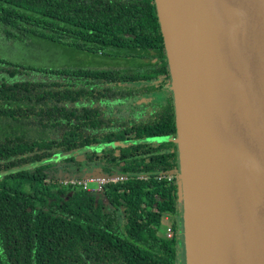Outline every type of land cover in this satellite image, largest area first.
<instances>
[{
    "label": "trees",
    "instance_id": "16d2710c",
    "mask_svg": "<svg viewBox=\"0 0 264 264\" xmlns=\"http://www.w3.org/2000/svg\"><path fill=\"white\" fill-rule=\"evenodd\" d=\"M0 34L123 66L0 57V264H181L178 111L157 0H0ZM97 168L129 179L100 194L61 183Z\"/></svg>",
    "mask_w": 264,
    "mask_h": 264
},
{
    "label": "water",
    "instance_id": "95a60500",
    "mask_svg": "<svg viewBox=\"0 0 264 264\" xmlns=\"http://www.w3.org/2000/svg\"><path fill=\"white\" fill-rule=\"evenodd\" d=\"M179 1L157 3L178 111L186 264H264V0L184 1L194 5L193 12L198 9L197 17L204 23L202 33L211 47L221 135L220 176L212 200L199 192L205 184H195L201 162L197 165L194 139L209 133L215 124L206 103L202 104L204 111L188 107L192 89L201 85H189L183 69L190 68H183L181 61L189 54L194 62L192 49L198 41L186 40ZM171 8L185 36L179 30L181 47L170 46L165 32ZM197 17L191 25L195 33ZM172 24L176 25L173 18ZM207 156L212 174L217 154Z\"/></svg>",
    "mask_w": 264,
    "mask_h": 264
},
{
    "label": "rangeland",
    "instance_id": "374dc122",
    "mask_svg": "<svg viewBox=\"0 0 264 264\" xmlns=\"http://www.w3.org/2000/svg\"><path fill=\"white\" fill-rule=\"evenodd\" d=\"M184 1L185 0H180L177 4V7L179 8L183 7V10H186L189 3L188 2L186 3ZM175 12L176 11L173 8L169 10V13L167 14V23L165 25V32L168 37L170 46L173 47V45H175V46L181 47L180 43H181L182 37H179L178 34L181 31L183 38H185V36L183 35L182 27L178 25V20L180 19H177V16H176L177 13ZM193 15L191 18L192 20L191 25L196 21L195 17H197L198 15V9H196V11L193 12ZM172 18L175 21L176 25L172 24ZM192 50H193L192 54L193 56H195V57L192 56L193 58L192 60L195 62L196 59L198 58V55L197 56L195 55L196 53H198V50H199L198 43L193 47ZM0 57L11 59V60H24L25 62H28V63L31 62V63L43 65V66L80 65L86 68H92V69L97 68V69H106V70L107 69H111V70L119 69L121 67L123 68V66H121L122 62L120 61L97 57V56L89 55L84 52H81V53L75 52L72 48H65V47L57 48L51 44H47L42 41L22 42L19 40H7L5 36L1 34H0ZM190 63L187 65L188 67ZM184 64H185V61L184 62L181 61L182 67ZM183 70H184V74H186L187 76L189 85H192L194 88L197 87V85L200 86L199 82L201 81V78L203 76V72H204L203 68L197 67V69L194 71H192L191 69H187V68H184ZM204 103H206V106L208 105L205 97L200 98L199 100V98L192 96L188 107L190 108V110H192L194 109L195 106H198L200 107L202 111H204L205 107H202V104ZM212 129H213L212 134H209L208 132L200 133V135H197V133L195 134V136L197 135L196 138L194 139V147H195V152L197 156V165L198 163L200 164L202 160L201 145L208 146L207 152H208V155H210V157H212L211 155H213L214 153L216 154L217 145L221 139V135H220L219 127L217 125H215L214 128ZM210 167L211 166H209V168L207 169L209 174H211ZM213 174L214 173L212 172L211 175ZM216 190H217V181H214L212 183H207L199 187V192L201 194H208L209 200H212L214 198ZM182 220H183V226H182L183 247L181 249V259H182L181 264H186L185 241H184L185 240L184 218H182Z\"/></svg>",
    "mask_w": 264,
    "mask_h": 264
},
{
    "label": "bare ground",
    "instance_id": "6f19581e",
    "mask_svg": "<svg viewBox=\"0 0 264 264\" xmlns=\"http://www.w3.org/2000/svg\"><path fill=\"white\" fill-rule=\"evenodd\" d=\"M195 10L194 5L189 4L186 10H182L179 12V18H181V24L185 27L186 30V40L190 41L192 39H196L198 41V48L200 50L199 56L195 62H191V57L189 54L184 56L185 66H187L190 62L189 68L194 71L197 67H202L204 72L200 82V89L195 88L192 89V93L197 96L204 95L207 100L208 107L211 111V123L218 125V114L216 107V98L214 92V81H213V63H212V55H211V47L206 38L204 37L202 31L204 29L203 20L198 16L197 21V32L193 31V27L191 26V18L192 13ZM193 95V96H194ZM198 107V106H197ZM198 107L197 109H199ZM190 115L191 111H189ZM213 129L210 128L209 134H212ZM207 147L202 146V160L199 168L196 170V185H202L207 183H212L214 181L219 180L220 176V153H221V140L219 141L216 149L217 154V168L213 175L209 174L207 169L211 164V159L207 156Z\"/></svg>",
    "mask_w": 264,
    "mask_h": 264
},
{
    "label": "built area",
    "instance_id": "2783aa9c",
    "mask_svg": "<svg viewBox=\"0 0 264 264\" xmlns=\"http://www.w3.org/2000/svg\"><path fill=\"white\" fill-rule=\"evenodd\" d=\"M128 179V176H124L117 171H115L112 175H105L102 173L101 169L97 168L93 172L86 173L80 178L65 176L62 178L61 183L66 186L78 187L85 191L100 194L103 193L108 186L122 183ZM139 179L148 181V177L145 176H141ZM158 179L162 180L163 176H159Z\"/></svg>",
    "mask_w": 264,
    "mask_h": 264
}]
</instances>
